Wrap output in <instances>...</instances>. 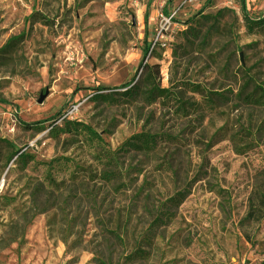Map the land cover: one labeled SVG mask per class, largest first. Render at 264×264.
I'll list each match as a JSON object with an SVG mask.
<instances>
[{
    "label": "rangeland",
    "instance_id": "374dc122",
    "mask_svg": "<svg viewBox=\"0 0 264 264\" xmlns=\"http://www.w3.org/2000/svg\"><path fill=\"white\" fill-rule=\"evenodd\" d=\"M263 182L264 0H0V264H264Z\"/></svg>",
    "mask_w": 264,
    "mask_h": 264
},
{
    "label": "trees",
    "instance_id": "16d2710c",
    "mask_svg": "<svg viewBox=\"0 0 264 264\" xmlns=\"http://www.w3.org/2000/svg\"><path fill=\"white\" fill-rule=\"evenodd\" d=\"M246 22L248 23V28H251V25L253 24L252 21L247 20ZM146 67V64L144 65ZM146 69V68H145ZM148 75L150 78L152 77L151 81V88L148 90L147 95H146V100H154L156 97H169V89L166 88H161L158 84V71L155 70V74L152 75L151 68H147ZM146 69V70H147ZM130 84L126 83L123 84L121 87L126 88L124 93L130 97L135 95L136 93V87L130 86ZM100 91H103V89H100ZM97 97L104 98V99H109L110 94L108 93H98ZM244 100L247 101L248 103H255L257 100L254 98V94L248 93L244 95ZM40 122H36L33 124L29 123H24V126L27 128L35 127L38 125ZM62 132H69V128H64L60 130ZM57 137V135L55 136ZM169 138V135L166 134H152L148 132H141L139 134L132 135L129 137L127 140H125L122 145L117 149V152H124L126 153L130 149L135 150V151H144V152H151L154 151L158 145V143L162 142L163 140H167ZM14 156L18 159V162L21 165H26L31 159L29 154H26L25 152H21V150H16L13 153ZM110 163H112L113 158H110ZM117 172L115 170H104L102 172V178L106 181H111L116 178ZM181 194H178L174 196L173 198H170V201H175L177 199V196L179 197ZM249 209L246 214V220L251 221V222H258L260 220L264 219V182L260 185H258L255 189L252 190L250 196H249Z\"/></svg>",
    "mask_w": 264,
    "mask_h": 264
},
{
    "label": "water",
    "instance_id": "95a60500",
    "mask_svg": "<svg viewBox=\"0 0 264 264\" xmlns=\"http://www.w3.org/2000/svg\"><path fill=\"white\" fill-rule=\"evenodd\" d=\"M41 101V98L39 99V102Z\"/></svg>",
    "mask_w": 264,
    "mask_h": 264
}]
</instances>
